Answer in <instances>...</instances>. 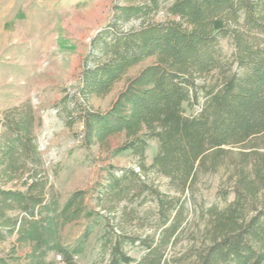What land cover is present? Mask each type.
<instances>
[{
	"label": "trees",
	"instance_id": "obj_1",
	"mask_svg": "<svg viewBox=\"0 0 264 264\" xmlns=\"http://www.w3.org/2000/svg\"><path fill=\"white\" fill-rule=\"evenodd\" d=\"M224 38L233 45L228 55ZM119 83L107 108H83L85 143L124 137L111 153L135 154L139 170L112 173L104 194L119 203L146 193L154 208L140 218L154 216V229L115 231L113 217L85 207L82 190L60 205L40 174L31 111L15 108L17 114H5L0 137V247L8 243L0 264H77L99 223L106 264H264V0H115L110 19L90 39L78 92L90 104ZM150 140L157 147L147 165ZM235 146L234 199L222 209L203 207L211 224L204 240L176 250L189 212L185 193ZM148 170L167 177L177 194L154 187ZM114 211L128 216L134 209ZM81 217L89 222L83 235L64 244L65 225ZM125 244L142 255L134 258Z\"/></svg>",
	"mask_w": 264,
	"mask_h": 264
},
{
	"label": "rangeland",
	"instance_id": "obj_2",
	"mask_svg": "<svg viewBox=\"0 0 264 264\" xmlns=\"http://www.w3.org/2000/svg\"><path fill=\"white\" fill-rule=\"evenodd\" d=\"M115 0H0V137L5 131V114L31 111L33 116L32 135L35 137L42 160V174L52 185L60 205L73 193L84 191V205L113 217L117 221L115 231L121 227L139 234L154 229L155 217L141 219L144 213L154 208V201L146 193L139 197L129 194V199L115 202L114 196H105L104 187L110 175H121L123 170L138 171V158L126 151L113 156L112 151L124 137H109L102 145L87 146L82 111L85 105L104 110L115 96L119 83L112 92L94 98L86 104L78 92L80 73L90 39L111 17ZM134 23V22H133ZM138 22H135L136 25ZM132 25V23H131ZM1 31H4L1 33ZM227 55L233 51L229 38L220 41ZM149 61H144L132 70L135 72ZM198 110V105L187 108L188 114ZM156 140H150L145 162L149 165L156 152ZM235 153L226 157L216 171L200 174L193 186V192H186L189 208L185 230L175 245L176 250L184 249L191 242L199 244L204 240V231L211 224L203 207L212 204L224 208L234 199V166L237 164L239 147L231 148ZM237 154V155H236ZM31 167V164H27ZM148 182L160 191L176 195L168 178L148 170ZM17 180H15L16 182ZM125 180L123 183H128ZM17 183V182H16ZM15 183V184H16ZM12 182L5 187H13ZM129 185V184H128ZM226 191V198L222 192ZM135 192V191H134ZM143 198V199H142ZM131 208L128 216L117 210ZM88 219L68 223L63 229V243L73 244L88 227ZM119 225V226H117ZM102 223L94 226L88 238L83 255L75 257L77 264H106L108 249H104L100 236ZM1 247H8V243ZM0 247V252L1 248ZM134 258L143 250L124 245ZM52 256V254H51Z\"/></svg>",
	"mask_w": 264,
	"mask_h": 264
},
{
	"label": "crops",
	"instance_id": "obj_3",
	"mask_svg": "<svg viewBox=\"0 0 264 264\" xmlns=\"http://www.w3.org/2000/svg\"><path fill=\"white\" fill-rule=\"evenodd\" d=\"M2 1H9V0H2ZM2 32H4V31H1V33ZM4 53H3V50H2V52L0 51V55H3Z\"/></svg>",
	"mask_w": 264,
	"mask_h": 264
}]
</instances>
